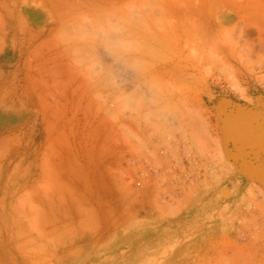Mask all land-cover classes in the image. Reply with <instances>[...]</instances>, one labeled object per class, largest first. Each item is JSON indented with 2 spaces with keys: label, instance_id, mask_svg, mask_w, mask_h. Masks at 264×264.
Segmentation results:
<instances>
[{
  "label": "rangeland",
  "instance_id": "374dc122",
  "mask_svg": "<svg viewBox=\"0 0 264 264\" xmlns=\"http://www.w3.org/2000/svg\"><path fill=\"white\" fill-rule=\"evenodd\" d=\"M263 111L264 0H0V264H264Z\"/></svg>",
  "mask_w": 264,
  "mask_h": 264
},
{
  "label": "crops",
  "instance_id": "0c3cea01",
  "mask_svg": "<svg viewBox=\"0 0 264 264\" xmlns=\"http://www.w3.org/2000/svg\"><path fill=\"white\" fill-rule=\"evenodd\" d=\"M261 119L264 123V111L262 112ZM247 122L250 121V119H246ZM251 126V127H250ZM250 127V128H249ZM249 127H240V128L233 127L229 128V133L235 141L236 144L241 143V131L244 132V128H246L245 132L248 141L245 143V151H242L245 153V161L247 162L245 165L246 168V175L248 176L249 180L256 183H262L264 184V125L261 127V135L256 136V133H254V130L256 129V126L254 125V122H252ZM241 138V139H240ZM260 146V147H259ZM261 151V154H256V152ZM260 155V156H259ZM235 160L239 162L243 159L240 157V154L236 156Z\"/></svg>",
  "mask_w": 264,
  "mask_h": 264
},
{
  "label": "bare ground",
  "instance_id": "6f19581e",
  "mask_svg": "<svg viewBox=\"0 0 264 264\" xmlns=\"http://www.w3.org/2000/svg\"><path fill=\"white\" fill-rule=\"evenodd\" d=\"M199 18H200V17H199ZM199 38H200V37H199ZM199 38H198V39H199ZM200 39H201V38H200ZM200 39H199V40H200ZM213 51H214V50H213ZM108 52H110V50H108ZM256 153H257V152H256ZM241 155H242V154H241ZM245 173H246V172H245ZM254 184H255V183H254Z\"/></svg>",
  "mask_w": 264,
  "mask_h": 264
}]
</instances>
